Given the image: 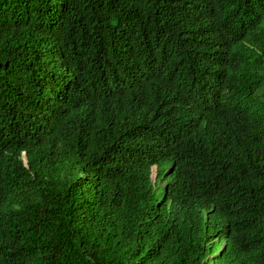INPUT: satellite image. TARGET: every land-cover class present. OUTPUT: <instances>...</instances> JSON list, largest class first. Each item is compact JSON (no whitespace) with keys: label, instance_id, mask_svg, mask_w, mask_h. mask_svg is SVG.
<instances>
[{"label":"trees","instance_id":"trees-1","mask_svg":"<svg viewBox=\"0 0 264 264\" xmlns=\"http://www.w3.org/2000/svg\"><path fill=\"white\" fill-rule=\"evenodd\" d=\"M245 83L264 0H0V264H264Z\"/></svg>","mask_w":264,"mask_h":264},{"label":"clouds","instance_id":"clouds-1","mask_svg":"<svg viewBox=\"0 0 264 264\" xmlns=\"http://www.w3.org/2000/svg\"><path fill=\"white\" fill-rule=\"evenodd\" d=\"M240 90L244 93L242 96H238L239 100L236 97H228L227 102L231 106L229 110L230 113L238 114L243 118V125L241 128V140L248 143V150H251V154L256 157L264 156V121L258 116L260 101L264 102V94L259 93L257 86L254 84L245 83ZM211 88L208 85H202L198 91V96L201 93H210ZM200 103V99H198ZM198 103V104H199ZM198 104L192 102H187L188 105V114L194 112ZM160 137V136H159ZM164 168L163 171H165ZM174 166L169 163L167 164V169L164 176L171 175V179L167 181L166 177H162L163 181L171 182ZM151 175L155 179V167L151 168ZM161 184V182H160Z\"/></svg>","mask_w":264,"mask_h":264},{"label":"rangeland","instance_id":"rangeland-1","mask_svg":"<svg viewBox=\"0 0 264 264\" xmlns=\"http://www.w3.org/2000/svg\"><path fill=\"white\" fill-rule=\"evenodd\" d=\"M167 169V168H166ZM166 169H165V171H166ZM165 171H164V173H165ZM166 176H168V178L166 179L167 181H169L170 179H171V175H166ZM166 176H164V174L162 175V177L164 178V177H166Z\"/></svg>","mask_w":264,"mask_h":264}]
</instances>
